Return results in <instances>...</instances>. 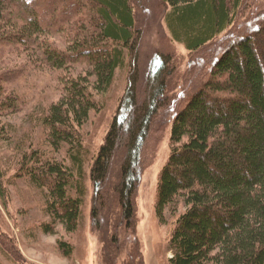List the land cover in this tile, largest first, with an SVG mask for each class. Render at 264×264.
Segmentation results:
<instances>
[{"label": "trees", "instance_id": "obj_1", "mask_svg": "<svg viewBox=\"0 0 264 264\" xmlns=\"http://www.w3.org/2000/svg\"><path fill=\"white\" fill-rule=\"evenodd\" d=\"M142 1L0 0V115L16 108L5 84L9 54L25 52L29 59L30 50H41L38 58L64 73L63 93L42 122L52 148L67 145L75 167L37 149L24 159L33 182L46 189L52 223L44 230L77 229L86 193L79 128L97 104L91 89L106 91L128 57L126 92L90 167L92 216L111 263L118 264L115 252L135 235L122 264H141L134 195L143 148L166 106L171 150L159 173L156 211L162 221L166 209L176 216L171 264H264V0H158L170 43L188 50L187 65L179 70L169 47L156 50L141 99L136 5ZM69 29L67 44L51 40ZM79 61L89 68L75 74L70 69ZM60 247L67 255L73 250L67 242Z\"/></svg>", "mask_w": 264, "mask_h": 264}, {"label": "rangeland", "instance_id": "obj_2", "mask_svg": "<svg viewBox=\"0 0 264 264\" xmlns=\"http://www.w3.org/2000/svg\"><path fill=\"white\" fill-rule=\"evenodd\" d=\"M73 6L74 3L69 5L70 11ZM62 11H58L60 18L64 17ZM164 12L158 0H143L136 5V17L141 29V76L138 83L141 99L147 93L148 77L156 50L169 47L176 53L174 59L177 60L178 69L183 70L187 65L188 50L180 43H170L163 19ZM71 14L69 17H75V14ZM62 23L67 22L64 20ZM73 33L70 29L54 33L51 40L65 45L72 39ZM40 51L30 50V60L25 52L9 54L7 58L10 61H6L5 84L9 86L8 94L16 97V108L7 109L0 115L3 123L0 126H4V135L0 137L3 186V192H0V264H112L107 253V239L94 225L90 167L93 157L105 141L126 92L128 57L125 64L116 69L113 82L106 91L91 89L97 104L90 111L88 120L79 128L83 142L80 153L86 193L77 229L68 231L63 225L55 224L53 231L48 232L44 230V225L52 223V220L46 207V189L34 183L26 172L25 155L37 149L44 157L62 160L73 169L75 166L67 145L58 151L52 148L48 141L47 127L42 122V114L48 105L58 100L63 93L64 73L48 68L38 58ZM87 68V62L79 61L72 64L70 70L76 74ZM179 87L177 84L174 92L178 93ZM174 105L178 109L181 101ZM165 107L157 115L143 148L140 180L134 195L135 225L140 250L138 259H141V264H171L169 258L172 252L168 240L176 216L166 209L165 221H162L156 211L159 173L171 150L170 128L173 117L172 112H168ZM100 217L103 220L100 224L105 223L106 213H101ZM133 239H136L135 235H129L120 252H115L118 264L129 259L130 246L135 241ZM61 241L72 246L71 254L67 255L61 249Z\"/></svg>", "mask_w": 264, "mask_h": 264}]
</instances>
